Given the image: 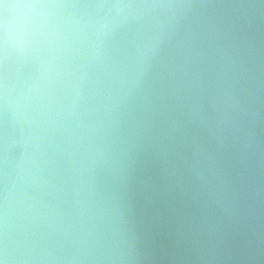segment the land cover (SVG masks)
<instances>
[{
    "label": "water",
    "instance_id": "water-1",
    "mask_svg": "<svg viewBox=\"0 0 264 264\" xmlns=\"http://www.w3.org/2000/svg\"><path fill=\"white\" fill-rule=\"evenodd\" d=\"M36 2L55 6L102 0ZM104 2L198 6L113 11L112 23L119 26L100 49L101 60L94 58L91 28L81 32L79 25L74 30L62 26L76 20L90 23L102 11L38 10L44 23L65 39L54 38V49L9 51V123L23 121L21 92L33 81L54 91L65 108L77 95L84 99L77 103L78 115L67 131H51L44 140L26 139L27 148L22 146L20 128H9L7 164L0 143V238L6 220L14 246L34 236L41 247L60 256L77 247H98L110 257L18 264H132L127 257L134 250L153 257L148 264H201L193 242L198 249H207L229 224L228 195L221 176L230 179L231 152L218 150L208 131L218 118L213 36L232 22L244 21L264 53V0ZM145 34L151 40L145 39L137 49ZM259 95V109L264 112V88ZM196 101L207 127L188 122ZM4 118L0 112V127ZM172 121L180 125L176 130L170 128ZM258 135L264 142V125ZM193 138L199 140L203 152L196 151ZM69 151L74 161L69 160ZM249 219L257 226L264 223V205ZM246 240L243 226L233 229L226 246L231 257L227 264H264V258L249 259L252 249Z\"/></svg>",
    "mask_w": 264,
    "mask_h": 264
},
{
    "label": "clouds",
    "instance_id": "clouds-1",
    "mask_svg": "<svg viewBox=\"0 0 264 264\" xmlns=\"http://www.w3.org/2000/svg\"><path fill=\"white\" fill-rule=\"evenodd\" d=\"M198 5L174 3H125L102 2L81 5H46L36 0H24L23 3H8L0 0V112L4 114L3 126L0 127V143L4 148V160L7 164V145L9 141V128H20L22 146L29 145L26 139L44 140L51 131L63 128L76 119L77 103L84 97L77 95L75 101L65 108L58 95L41 81H33L25 86L21 97L25 103V116L23 121H13L7 118L10 100V85L8 79L7 60L10 50L24 52L33 48L48 46L54 49L53 40L65 39L60 31H53L51 26L44 23L38 10L48 7H74L100 10L103 15L92 22L72 21L62 26L67 30H74L79 25L81 32L91 28L95 40L92 46L96 49L95 59L101 60L103 54L100 49L110 40L112 31L119 25L113 24V11L118 14L123 9H161V8H193ZM138 19V18H137ZM109 24L112 27L109 28ZM14 26V30H13ZM151 40L145 36L135 45L139 49L144 40ZM217 56V97L214 98L218 113L216 124L208 128L209 134L215 140L218 150H230L231 160L227 166L230 179L221 176L226 185L228 200L226 202L229 224L222 235L214 237L207 249H198L196 242L193 247L197 249L201 264H227L231 259L227 252V242L234 228L243 226L247 231V245L252 249L250 260L256 261L264 258V223L260 226L250 222L258 209L264 205V142L258 135V128L264 125V112L259 109L262 102L259 95L264 88V53L261 52L257 41L251 34V26L244 21L230 23L226 30L214 33ZM152 51L156 47L152 46ZM200 87L197 78V88ZM59 121L67 122V125ZM188 122L193 125L207 127L198 101L194 102L190 110ZM83 128L84 125H78ZM180 125L176 121L170 123V128L176 130ZM25 129L28 135L25 136ZM226 133L228 135H226ZM229 137L231 146H229ZM79 139V137H77ZM71 144V139H69ZM196 151L203 152L204 148L197 138L192 139ZM70 161H74L73 151L68 152ZM199 176V172H196ZM94 238V237H93ZM106 249L77 247L68 255L60 256L55 250L49 251L39 245L37 238L26 236L21 246L10 244L5 220L4 232L0 238V264H18L21 261L34 260H96L104 261L110 257L104 255ZM127 259L132 264H148L153 257L147 252L134 250ZM183 259V257H177Z\"/></svg>",
    "mask_w": 264,
    "mask_h": 264
},
{
    "label": "snow or ice",
    "instance_id": "snow-or-ice-1",
    "mask_svg": "<svg viewBox=\"0 0 264 264\" xmlns=\"http://www.w3.org/2000/svg\"><path fill=\"white\" fill-rule=\"evenodd\" d=\"M23 2H24V0H13L12 3L19 4V3H23Z\"/></svg>",
    "mask_w": 264,
    "mask_h": 264
}]
</instances>
